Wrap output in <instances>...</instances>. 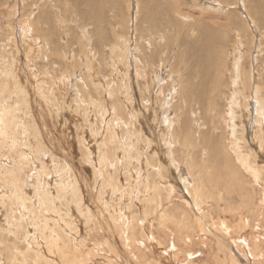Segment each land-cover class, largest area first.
Instances as JSON below:
<instances>
[{
    "label": "rangeland",
    "instance_id": "obj_1",
    "mask_svg": "<svg viewBox=\"0 0 264 264\" xmlns=\"http://www.w3.org/2000/svg\"><path fill=\"white\" fill-rule=\"evenodd\" d=\"M159 2L160 0H0V85L4 80L7 82L6 85L2 87V89L5 90H3V92L2 89L0 90V130L3 128V134L0 135V138L3 139H0V145H2L0 148V173L3 175L2 177L0 174V188L2 187V189H0V216H2L0 219H4L2 222L0 220V229L5 228L7 220L19 211L18 214L22 217L20 219L19 238L22 239L23 234H26L24 238V240L26 239V249L28 244L31 245L29 246L32 247L33 250L38 248V252L43 248L41 251H45H40L39 253L42 254L46 260H54L60 263L59 259L48 249L47 243V240H49L48 238L55 235L53 232L55 226L60 227L67 238L70 237L68 239L71 240L74 245H78L79 242H91V238L88 235L89 226H87V228L84 224L89 217L95 219L100 232L99 240L101 242L104 241V237L109 238L106 235L110 234L109 236L112 237L111 244L115 245L114 247L117 251L118 247L120 248L118 252L122 253L121 248L125 250L127 255L128 251L126 249L130 252H136L138 250L144 251V256L148 258L151 264H156L154 260H158L161 264H173L172 261H177L181 258V255L175 257L173 251H182V238L185 241L186 247L193 252V258L190 260L189 264H248L249 261V264H257L260 257H262V253H264V203L262 204L261 201V198H264V183L261 181V174L259 175V180L255 181L254 179L252 180L249 174L240 173L242 189L245 190V186L247 187L246 183H249L254 184V191L251 193L247 191L249 195L243 194V191V195L240 198L236 197L233 202L229 203L232 210L227 211V208H225L227 194L222 190L225 189L223 186L226 182L228 185V181H225L227 178L223 174V170L217 167L210 159L206 158L208 157L207 150L202 148L205 149V151L203 150L200 153L203 154V157L206 159L205 164H202L199 162V159L195 157L200 151V146L198 144L187 146L183 150L182 156L174 152L175 145H173L175 144L173 137H179L181 134L183 137L187 138L186 131L188 129V124L186 122L187 125L183 126L184 118H186L190 124L189 126L192 125L189 127L190 130H202L200 119L198 117L196 118L199 114L188 111L189 108L187 109L186 104V96H188V82L186 77L188 78L192 69V65L190 64L191 55L195 54V49L191 48L190 43H193L198 36L196 25L202 24L199 28L206 25L210 30L218 32L220 38L218 43L221 42L219 43L220 45L216 46L213 43V41L216 42V40L211 41L213 51L218 50L214 52V54H216V61L219 64H216L217 62L213 63L214 69H218L219 71L224 63L227 64L228 67L229 65L231 66L232 61L234 63L236 60L238 62V65L236 63V76L238 80L240 75L243 76L240 79H243L245 72L250 70L252 74L254 73L251 79H256L253 82V89H256V81L258 79L264 80V21L261 22V18L259 17V6H256L257 4L254 0H169V2H172L174 9L179 6L182 13L188 14L187 18L181 21L174 19L175 15L164 16L161 14V11H159L160 14H158V16H160V22L153 26L151 23H148L149 21L146 20V17L148 11H151L152 6ZM161 4L164 8L169 7L167 3ZM178 21L182 23L181 29H179L180 26L177 25L178 29L175 26ZM229 22L232 24L230 25ZM189 24L192 25V27L189 28ZM237 34L239 39L236 41ZM77 40L79 42L81 41V43ZM233 41L237 43V50L231 46ZM113 44H116V46L114 47ZM138 47L140 49H138ZM141 47L147 49L149 55L151 53L149 59L157 65V71L159 72V69H161L160 74L157 73L155 79L156 83L151 86V91H149L146 96L143 94L145 83L142 81V74L140 72L143 71L145 74L148 68H144L143 59L140 56L142 54ZM108 48L111 50L110 52ZM47 50L50 53L47 52ZM92 54L95 56H92ZM154 54L158 56L159 59H157L158 57ZM42 57L44 59H42ZM160 59L161 61H159ZM41 60L47 61L46 64H44L45 61ZM230 66L228 68H230ZM153 69L155 70V67H153ZM162 71L164 72L162 73ZM41 75L43 77H41ZM223 76L224 79H226V74H223ZM178 77L181 78V80ZM238 80L237 78L235 79L236 86H233L232 90L236 91L238 87H242L240 83L244 81V79L240 80L241 82H238ZM189 81L194 80L191 78ZM35 86H37L36 89L34 88ZM200 87V89H203L204 86L200 84ZM217 88L222 89L219 86ZM243 89L242 87V90ZM244 93H247V91L244 90ZM216 94H214L213 99L207 98L206 102L202 100L195 101V103L190 101V98L193 96H189L188 103H190V105L194 103L193 106L195 104L198 106V103H200V105L206 103L207 108L205 110L207 111V116L215 123L214 125L217 128L216 134L220 137L218 140L224 145L226 138L231 137L229 140L233 142V145L230 144V152L235 159L236 167L238 166V160L242 163L244 155L257 157L256 163L259 162V166L263 168L264 175V144L261 146L260 143H258V138L254 135L256 132L255 130L260 127L259 129H262L261 138H264V119L261 116H257V104H253L250 101V99L255 97L250 98L248 93L246 94L250 98L247 101V104H250L249 107H247L249 110L248 113L250 114L247 113L242 115L243 100L238 94L235 93V97L232 98L233 100H230L231 106L227 105L226 107L224 106L227 102L223 101V98H220L223 96L219 95L217 98L216 96H218V94ZM209 100L212 102L210 103ZM209 103L213 107L210 106ZM200 105L198 107H200ZM197 106L196 109L198 108ZM216 106L218 108H216ZM237 107L241 108L239 109ZM99 108L102 111H99ZM137 111L140 112L137 113ZM157 111L159 113H157ZM99 114L102 115L100 116ZM138 114L141 115V117H139ZM229 116L230 120H228ZM225 117H227V119ZM242 118H244L243 122L246 119L244 123H240L242 122ZM258 118L259 120L261 119V122L259 121L260 124L257 126L255 121ZM114 120L116 121L114 122ZM85 121L86 123H84ZM137 122H139L141 126L137 124ZM9 123L10 125L7 129ZM217 123H220V126ZM235 124L237 125L235 126ZM13 125L19 129V134L21 132V137L17 135L16 140H12L16 143V147H12L10 143L8 144L9 139H6L7 132L12 135L14 131ZM224 126L226 131L228 130L229 132L224 130ZM206 130H208V127H205L203 131ZM242 130H244V134ZM248 132L254 133L251 134ZM245 134L251 135L250 138ZM206 135H208V131ZM23 136L26 138H23ZM145 136L148 137L146 138ZM19 138L22 141H19ZM33 138L37 139L35 140ZM24 139L28 144H32V146L29 145L27 147L25 143V145H23ZM32 140L36 144H34ZM188 140L196 141V138ZM19 142H22L20 146L18 144ZM4 143L5 145H3ZM242 144H244V146L247 144L248 148L244 147ZM5 146L8 149L5 148ZM10 146L12 147L11 149ZM22 147H24V150ZM21 152L25 153V157L22 156V159H20L21 157L19 156ZM249 152H252V155ZM186 153L193 159V163L202 165L201 169L203 170V176L210 178L214 182L215 187L218 189L219 186L218 190L223 193V202L219 203V207H216L215 203L210 201L208 204L204 202L198 204V202H192L189 198L186 199H189L188 201L190 202L191 215L197 214L200 222L202 221L201 223L203 224L206 223L205 225L213 221L212 223H215V228L219 230L216 229V231L211 229L210 232L214 235H217V233L224 235L223 237L226 240L225 244L227 246V251L225 250V252L234 254V258L232 257L234 260L230 259V262L223 252L218 251L213 236L200 233L196 228H189L193 230L183 231L171 225L169 221L172 219L167 218V215L172 208L169 209L168 207L166 211L165 207L161 205L157 211L158 214L155 213L154 216H149L150 212L145 211L146 205L144 206V196H152V191L146 188V186H148V182L151 180L159 182L157 176L156 178L148 176V170L159 172L156 167L162 166L172 179V185L179 192H181L182 189L185 193L189 192L188 188L193 187V182L187 172L186 166L181 165L177 161L178 157L182 159ZM14 154H16V156ZM31 155H35L34 158ZM37 155L38 158L40 156L39 160ZM185 158L187 159V157ZM12 159L13 161L10 162ZM19 160H22L24 163ZM27 161H32L29 163L31 168ZM235 164H232L233 167ZM18 166H21V168ZM1 168L3 169L1 170ZM178 168L183 169L182 173L181 171L178 172ZM7 171L8 174H6ZM135 174L137 177H134L136 176ZM16 176H18L17 179ZM9 177L15 178L19 184L22 183L23 192L26 195L19 197V200L23 204L22 207L15 205V200H13L12 204H10L12 208L7 212L9 206L7 198L11 195L8 189L11 187V191L17 192L14 186L8 185L9 188L5 186L7 178ZM186 178H190L191 184H184L183 181ZM104 179H106V181H104ZM73 186L78 190L77 194L81 199L80 203L72 200L75 199L73 195ZM115 188H117V190ZM48 189L50 190L48 191ZM234 190L235 188L233 191ZM1 191L5 194H2ZM111 191L113 192L111 193ZM115 197L118 200L122 198V200L120 199L119 202ZM2 198L4 199V204L1 203ZM41 201H44L43 203L45 204ZM78 204H80V208ZM25 206L26 210L24 209ZM240 207H243V209L241 208V212ZM52 208L55 213L52 212ZM110 208H112L113 211L110 210ZM78 211L79 213H77ZM89 213L91 216H89ZM159 213L161 214L160 218L163 219L161 223L166 222L163 226H161L157 220L160 216ZM109 214L112 215V217ZM182 215V207L177 202L174 206L173 217ZM238 216L241 219H238ZM151 220H153V222ZM188 221L191 220L188 219ZM142 222H145V224ZM237 222L240 225H238ZM119 223H123V232ZM26 224L28 226H26ZM140 225H142V227ZM100 227H104L106 230H101ZM237 227L238 231L235 230ZM78 228L80 230H78ZM109 231L111 233H109ZM141 232L143 236H146L140 238L139 236H142ZM13 236L15 235L11 229L6 232L7 240L12 239ZM87 237L88 239H86ZM254 239L259 243L253 242L255 241ZM123 241L126 243V249ZM37 242H39L42 247ZM132 242L133 246H129ZM243 242H245V245H242L244 244ZM173 245L174 249H170ZM242 248H244V250H242ZM171 250L172 252L169 254L168 251ZM246 251L249 255H247ZM216 253H218L220 257V262L215 261ZM235 254H237L239 258ZM241 257L243 259H240ZM124 258H122L123 263L126 262ZM136 258L137 257H135V259ZM245 261L248 263H245ZM97 262L99 261H94L95 264H98ZM131 262L132 264L137 263V261L133 260H131ZM0 264H4L1 259ZM88 264H92V261L88 262Z\"/></svg>",
    "mask_w": 264,
    "mask_h": 264
},
{
    "label": "bare ground",
    "instance_id": "obj_2",
    "mask_svg": "<svg viewBox=\"0 0 264 264\" xmlns=\"http://www.w3.org/2000/svg\"><path fill=\"white\" fill-rule=\"evenodd\" d=\"M21 2V1H20ZM50 3H52L51 1H49ZM57 2V1H56ZM254 2H256V6H259V9H260V13H259V17L261 18V22L262 21H264V0H254ZM23 3V2H22ZM161 3H167L168 5H169V7H167V8H164L163 6H162V4ZM16 4V3H15ZM58 4V3H57ZM84 4V3H83ZM131 4V3H130ZM218 5V4H217ZM60 6V5H59ZM62 6V5H61ZM128 6V5H127ZM67 8V7H66ZM59 9H60V7H59ZM43 11V10H42ZM47 11V10H46ZM63 11V10H62ZM159 11H161V14L162 15H164V16H172V15H175V18L174 19H178V20H181V21H184L186 18H187V16H188V14H185V13H182L181 11H180V8H179V6L178 7H176L175 9H174V7L172 6V2H169V0H160V2L158 3V4H155V5H153L152 6V8H151V11H148V13H147V17H146V20L147 21H149L148 23H151V25H155V24H158L159 22H160V16H158V14H160L159 13ZM27 12V11H26ZM30 12V11H29ZM132 12V11H131ZM24 13V12H23ZM80 13V12H79ZM177 13V14H176ZM25 14V13H24ZM256 14V13H255ZM28 15H29V13H28ZM49 15V14H48ZM177 15H179V16H177ZM33 16V15H32ZM44 16V15H43ZM27 17V16H26ZM56 17V16H55ZM177 17V18H176ZM8 18H10V17H8ZM21 18H23V17H21ZM31 18V17H30ZM35 18V17H34ZM51 18V17H50ZM28 19V18H27ZM258 19V18H257ZM132 20V19H131ZM32 21H33V19H32ZM255 21V20H254ZM45 22V21H44ZM50 22V21H49ZM48 22V23H49ZM59 22H61V21H59ZM27 23H29V22H27ZM26 23V24H27ZM33 23V22H32ZM39 23V22H38ZM42 23V22H41ZM166 23H169V22H166ZM165 23V24H166ZM52 24V23H51ZM134 24V23H133ZM229 24L231 25L232 23H230L229 22ZM259 24V23H258ZM35 25V24H34ZM180 26V28L179 29H181L182 27V23L180 22V21H178V23H176L175 24V26H176V28L178 29V26ZM200 25H202V24H197L196 25V29H197V34H198V36L196 37V39H195V41L193 42V43H190V45H191V48L192 49H195V54H192L191 55V60L190 59H188V60H190V64L192 65V69H191V72H190V74L188 75V78L186 77V80H187V82H188V84H187V86H188V96H186L187 97V109L189 108V110L188 111H193V112H195V114H199L198 116H196V118L198 117L199 119H200V125L202 124V126H201V128H202V130L201 131H199L198 129H194V130H190L189 129V127H191V126H189L190 124L188 123V121L186 120V118H184L185 120H184V125L183 126H186L187 124V138L186 137H183L181 134L179 135V137H173V139H174V143L175 144H173V145H175V150H174V152H176L178 155H180V156H182L183 155V150L187 147V146H190L191 144H194V145H199L200 146V151L195 155V157H197L198 159H199V162H201L202 164H205V162H206V159L203 157V154H200L203 150L205 151V149L207 150V153H208V157H206L207 159H210L217 167H219V168H221L222 170H223V174L226 176V180L225 181H228V185H227V182L224 184V186L223 187H225V189H223L222 191L225 193V194H227V199H226V201H225V208H227V211H229V210H232V208L229 206V203H231V202H233V200L236 198V197H238V198H240L243 194H248L247 193V191L248 192H253L254 191V189H253V185L254 184H249V183H246L247 184V187L245 186V190L244 189H242V187H241V177H240V173L241 174H249L251 177H252V180L254 179L255 181L256 180H259V178H260V174H261V176H262V179H261V181L264 183V175H263V168L261 167V166H259L260 164H259V162L258 163H256V158L257 157H249V156H246V155H244V158H243V160H242V163L238 160L237 161V164H238V166L236 167V164H235V159L233 158V156L231 155V152H230V144L231 145H233V142L232 141H230L229 139H231V137L230 138H226V141H225V144L223 145L219 140H218V138L220 139V137H219V135L218 134H216V130H217V128H216V126L214 125L215 123L213 122V120L209 117V116H207V111L205 110L206 108H207V105H206V103L205 104H203V105H200V103H198L199 105H200V107H198L197 106V104H195L194 106H193V104L195 103V101H205L206 102V100H207V98H210V99H213V96H214V94H216L217 92V94H218V96H216L217 98L219 97V95H221V96H223V97H220V98H223V101H225V102H227V104L224 106V107H226L227 105H229V106H231V102H230V100H233L232 98H234L235 97V93L236 94H238L239 96H240V98L243 100V114L242 115H244V114H247L248 112H249V110L247 109V107H249V105L247 104V101L250 99V98H252V97H255V98H253V99H255V100H253V99H250V101L253 103V104H257L256 106H257V116H261L263 119H264V80H261V79H258L256 82H257V87H256V89H253V82L256 80V79H254V80H252L251 78L253 77V74L250 72V70H248V71H246L245 72V75H244V81H240V80H243V79H240L241 77H243L242 75H240L239 77V80H238V77L236 76V69H237V65H238V62L235 60L234 61V63H233V61H232V63H231V66H230V68H228L227 67V64H225L224 63V65L222 66V68L221 69H219V71H218V69L217 70H215L214 69V65H213V63H215V62H217L216 61V54H214V52H216V51H218V50H214L213 51V46H212V42L211 41H213V40H216V42H214L213 41V43L216 45V46H218V45H220L219 43H221V42H219L218 43V41L220 40V38H219V35H218V32H216V31H213V30H210V28L208 27V26H206V25H203L201 28H199L200 27ZM243 25V24H242ZM27 26V25H26ZM9 27V26H8ZM36 27V26H35ZM188 27L190 28V27H192V25H188ZM244 27V26H243ZM27 28V27H26ZM153 28V27H152ZM232 28H234V27H232ZM239 28V27H238ZM245 28V27H244ZM138 29V28H137ZM216 29H218V28H216ZM246 29V28H245ZM194 30H195V27H194ZM240 30V29H239ZM61 32V31H60ZM63 32V31H62ZM139 32V31H138ZM34 33V32H33ZM134 33V32H133ZM12 34V33H11ZM25 34V33H24ZM29 34V33H28ZM31 34H32V32H31ZM87 34V33H86ZM131 34V33H130ZM242 34H243V32H242ZM36 35V34H35ZM63 35V34H62ZM100 35V34H99ZM61 36V35H60ZM87 36V35H86ZM85 36V37H86ZM101 36V35H100ZM244 36V35H243ZM24 37V36H23ZM161 37V36H160ZM103 38V37H102ZM106 38V37H105ZM165 38V37H164ZM80 39V38H79ZM93 39V38H92ZM239 39V36H238V34L236 35V41ZM256 39V38H255ZM81 40H82V38H81ZM84 40V39H83ZM69 41H71V40H69ZM78 41V40H77ZM175 41V40H174ZM236 41H233L232 42V44H231V46H232V48H236ZM254 41H256V40H254ZM72 42V41H71ZM79 42V41H78ZM87 42V41H86ZM169 42V41H168ZM167 42V43H168ZM13 43H15V42H13ZM70 43V42H69ZM77 43V42H76ZM79 43H81V41L79 42ZM115 43V42H114ZM150 43V42H149ZM71 44V43H70ZM91 44V43H90ZM97 44V43H96ZM100 44V43H99ZM98 44V45H99ZM112 44V43H111ZM123 44V43H122ZM169 44V43H168ZM72 45H74V44H72ZM79 45V44H78ZM114 45V44H113ZM125 45V44H124ZM171 45V44H170ZM175 45H176V43H175ZM57 46V45H56ZM97 46V45H96ZM116 46V44L114 45V47ZM165 46H167V45H165ZM177 46V45H176ZM76 47V46H75ZM87 47V46H86ZM131 47V46H130ZM139 47H140V45H139ZM138 47V49H140ZM215 47V46H214ZM42 48V47H41ZM45 48V47H44ZM79 48H81V47H79ZM113 48V47H112ZM136 48V47H135ZM158 48V47H157ZM164 48V47H163ZM163 48H161V49H163ZM34 49V48H33ZM32 49V50H33ZM59 49V48H58ZM69 49V48H68ZM87 49V48H86ZM127 49H128V47H127ZM152 49V48H151ZM159 49V48H158ZM160 49V50H161ZM220 49V48H219ZM46 50V49H45ZM52 50V49H51ZM57 50V49H56ZM82 50V49H81ZM93 50V49H92ZM108 50H109V48H108ZM107 50V51H108ZM120 50V49H119ZM150 50V49H149ZM171 50V49H170ZM173 50V49H172ZM236 50H237V48H236ZM260 50V49H259ZM38 51V50H37ZM53 51V50H52ZM72 51V50H71ZM97 51V50H96ZM111 50H109V52H110ZM128 51V50H127ZM156 51V50H155ZM155 51H153V52H155ZM264 51V50H263ZM46 52V51H45ZM44 52V53H45ZM47 52H49L48 50H47ZM60 52V51H59ZM66 52V51H65ZM64 52V53H65ZM68 52V51H67ZM74 52V51H73ZM114 52V51H113ZM261 52V51H260ZM39 53H40V51H39ZM50 53V52H49ZM54 53V52H53ZM52 53V54H53ZM88 53H89V51H88ZM141 57H142V59H143V64H144V68H148V70L147 71H145V74H144V72L143 71H141L140 73L142 74V81H143V83H145V88H144V91H143V94H144V96H146V95H148V92L149 91H151V86L154 84V83H156L155 81V79H156V76H157V73L158 74H160V71H161V69H159V72L157 71V65H155L152 61H150V56H151V53H150V55L148 54V51H147V49H145V48H143V47H141ZM156 53V52H155ZM158 53V52H157ZM35 54V53H34ZM84 54V53H83ZM163 54V53H162ZM86 55V54H85ZM130 55V54H129ZM153 55V54H152ZM155 55V54H154ZM221 55V54H220ZM223 55V54H222ZM40 56V55H39ZM49 56V55H48ZM47 56V57H48ZM63 56V55H62ZM92 56H95V55H93L92 54ZM156 56V55H155ZM162 56V55H161ZM16 57V56H15ZM41 57V56H40ZM55 57V56H54ZM88 57V56H87ZM86 57V58H87ZM156 57H158V56H156ZM32 58V57H31ZM66 58V57H65ZM69 58V57H68ZM155 58V57H154ZM42 59H44L43 57H42ZM58 59V58H57ZM87 59H89V58H87ZM141 59V60H142ZM144 59H145V61H144ZM156 59V58H155ZM157 59H159V57L157 58ZM224 59H225V57H224ZM234 59H236V58H234ZM252 59V58H251ZM262 59V58H261ZM26 60V59H25ZM31 60H33V59H31ZM34 60H36V59H34ZM62 60V59H61ZM70 60V59H69ZM86 60V59H85ZM154 60V59H153ZM188 60H187V62H188ZM30 61V60H29ZM39 61V60H38ZM41 61H45V60H41ZM51 61V60H50ZM49 61V62H50ZM65 61V60H64ZM71 61V60H70ZM159 61H161V59L159 60ZM28 62V61H27ZM37 62V61H36ZM40 62V61H39ZM46 62L47 61H45V63L44 64H46ZM61 62V61H60ZM86 62H88V61H86ZM133 62V61H132ZM177 62V61H176ZM253 62V61H252ZM29 63V62H28ZM43 63V62H42ZM68 63V62H67ZM136 63V62H135ZM236 63H237V65H236ZM19 64V63H18ZM72 64H74V63H72ZM113 64V63H112ZM161 64V63H160ZM165 64V63H164ZM216 64H219L218 62L216 63ZM66 65V64H65ZM252 65V64H251ZM27 66V65H26ZM36 66V65H35ZM177 66V65H176ZM129 67H131V66H129ZM153 67H155V70L153 69ZM162 67V66H161ZM21 68V67H20ZM40 68V67H39ZM170 68V67H169ZM173 68V67H172ZM218 68V67H217ZM264 68V67H263ZM41 69V68H40ZM62 69V68H61ZM67 69V68H66ZM178 69V68H177ZM246 69V68H245ZM170 70V69H169ZM179 70V69H178ZM181 70V69H180ZM27 71V70H26ZM122 71V70H121ZM133 71V70H132ZM262 71H263V69H262ZM14 72V71H13ZM25 72V71H24ZM44 72V71H43ZM59 72V71H58ZM164 71H162V73H163ZM171 72H172V70H171ZM175 72V71H174ZM177 72V71H176ZM179 72V71H178ZM182 72V71H181ZM239 72H240V70H239ZM30 73V72H29ZM32 73V72H31ZM262 73V72H261ZM41 74H43V73H41ZM223 74L225 75L226 74V79H224V76H223ZM238 74V73H237ZM48 75V74H47ZM130 75V74H129ZM167 75V74H166ZM182 75H183V73H182ZM182 75H180V76H182ZM179 76V77H180ZM41 77H43L42 75H41ZM178 77V78H179ZM223 77V78H222ZM38 78V77H37ZM53 78V77H52ZM193 79L194 81H189L190 79ZM237 78V80H238V82L240 81L241 83V85H242V87L244 88L243 90H242V87H238V89H236V91H238V92H236L235 90H232V87L234 86H236V82H235V79ZM263 78V77H262ZM121 79V78H120ZM129 79V78H128ZM180 80H181V78H179ZM264 79V78H263ZM28 80V79H27ZM33 80H36V79H33ZM60 80H61V75H60ZM133 80V79H132ZM41 81V80H40ZM162 81V80H161ZM39 82V81H38ZM45 82V81H44ZM47 82V81H46ZM94 82V81H93ZM127 82V81H126ZM158 82H160V81H158ZM179 82V81H178ZM6 81L4 80L3 82H2V84L0 85V90L2 89V87H4L5 85H6ZM29 83V82H28ZM35 83H37V82H35ZM54 83V82H53ZM130 83H132V82H130ZM200 84L201 85H203L204 87H203V89H200L201 87H200ZM219 84V85H218ZM129 85V84H128ZM157 85V84H156ZM239 85V84H238ZM237 85V86H238ZM255 85V84H254ZM49 86V85H48ZM47 86V87H48ZM65 86V85H64ZM178 86H179V84H178ZM177 86V87H178ZM220 87V88H222V89H219V88H217V87ZM36 87L37 86H35L34 88L36 89ZM40 87V86H39ZM140 87V86H139ZM141 87H143V86H141ZM163 87V86H162ZM176 87V88H177ZM43 88V87H42ZM54 88V87H53ZM130 88V87H129ZM186 88V87H185ZM34 89V90H35ZM50 89V88H49ZM88 89V88H87ZM86 89V90H87ZM109 89V88H108ZM110 89H112V88H110ZM217 89H218V91H217ZM3 90H5V89H2V92H3ZM40 90V89H39ZM47 90V89H46ZM46 90H45V93H46ZM153 90V89H152ZM158 90V89H157ZM156 90V91H157ZM160 90H161V88H160ZM180 90V89H179ZM244 90L245 91H247V93H248V95L250 96V98L248 97V95H246L247 93H244ZM53 91V90H52ZM159 91V90H158ZM42 92V91H41ZM112 92H114V91H112ZM154 92V91H153ZM51 93V92H50ZM132 93V92H131ZM183 93V92H182ZM48 94V93H47ZM138 94V93H137ZM136 94V95H137ZM141 94V93H140ZM155 94V93H154ZM150 95V94H149ZM174 95V94H173ZM42 96V95H41ZM44 96V95H43ZM172 96V95H171ZM180 96V95H179ZM178 96V97H179ZM185 96V95H184ZM189 96H193V97H191L190 98V101L191 102H194V103H192L191 105H190V103H188V98H189ZM211 96H212V98H211ZM39 97V96H38ZM183 97V96H182ZM186 97H184V98H186ZM237 97V96H236ZM42 98V97H41ZM52 98V97H51ZM54 98V97H53ZM89 98V97H88ZM156 98V97H155ZM161 98V97H160ZM180 98V97H179ZM29 99V98H28ZM166 99V98H165ZM52 100V99H51ZM135 100V99H134ZM151 100V99H150ZM153 100V99H152ZM173 100V99H172ZM181 100V99H180ZM184 100V99H183ZM11 101H12V99H11ZM33 101V100H32ZM90 101V100H89ZM154 101V100H153ZM157 101V100H156ZM177 101V100H176ZM210 101V103L212 102L211 100H209ZM220 101V100H219ZM83 102H85V101H83ZM120 102H124V101H120ZM147 102V101H146ZM164 102V101H163ZM178 102V101H177ZM89 103V102H88ZM150 103V102H149ZM148 103V104H149ZM210 103H209V105H210ZM97 104H98V102H97ZM103 104V103H102ZM123 104V103H122ZM167 104V103H166ZM182 104V103H181ZM213 104V103H212ZM214 104H215V102H214ZM174 105H176V104H174ZM208 105V106H209ZM221 105V104H220ZM234 105V104H233ZM94 106V105H93ZM99 106V105H98ZM163 106V105H162ZM181 106H183V105H181ZM196 106L198 107L197 109H196ZM210 106H212V105H210ZM255 106V107H256ZM128 107V106H127ZM138 107V106H137ZM174 107V106H173ZM179 107V106H178ZM213 107V106H212ZM28 108V107H27ZM42 108V107H41ZM175 108V107H174ZM216 108H218L217 106H216ZM221 108V107H220ZM237 108H239V107H237ZM241 108V107H240ZM239 108V109H240ZM59 109V108H58ZM178 109V108H177ZM181 109H182V107H181ZM153 110V109H152ZM184 110V109H183ZM198 110V111H197ZM213 110V109H212ZM99 111H102V110H100V108H99ZM106 111H108V110H106ZM159 111V110H158ZM157 111V113H159ZM179 111V110H178ZM215 111V110H214ZM228 111V110H227ZM226 111V112H227ZM239 111V110H238ZM253 111V110H252ZM109 112V111H108ZM138 112H140V111H137V113ZM184 112V111H183ZM191 112H189V113H191ZM216 112V111H215ZM214 112V113H215ZM220 112V111H219ZM29 113V112H28ZM101 113V112H100ZM103 113V112H102ZM141 113H142V111H141ZM144 113V112H143ZM185 113V112H184ZM187 113V112H186ZM234 113V112H233ZM242 113V112H241ZM103 114H105V113H103ZM140 114V113H139ZM138 114V115H139ZM248 114H250V113H248ZM40 115V114H39ZM100 116L102 115V114H99ZM123 115V114H122ZM148 115V114H147ZM151 115V114H150ZM175 115V114H174ZM235 115V114H234ZM241 115V116H242ZM254 115H256V114H254ZM30 116V115H29ZM153 116V115H152ZM160 116V115H159ZM171 116V115H170ZM115 117V116H114ZM126 117V116H125ZM139 117H141V115H139ZM166 117V116H165ZM187 117V116H186ZM191 117H193V116H191ZM195 117V116H194ZM251 117V116H250ZM28 118V117H27ZM26 118V120L28 121V119ZM154 118V117H153ZM152 118V119H153ZM179 118V117H178ZM182 118H183V116H182ZM226 119H227V117H225ZM121 119V118H120ZM124 119V118H123ZM130 119V118H129ZM136 119V118H135ZM176 119V118H175ZM189 119V118H188ZM243 119L244 118H242L241 119V121L242 122H240V123H244L245 122V120H244V122H243ZM262 119V120H263ZM30 120V119H29ZM139 120V119H138ZM146 120V119H145ZM177 120V119H176ZM191 120V119H190ZM195 120V119H194ZM228 120H230V116L228 117ZM261 120V119H260ZM259 120V118L255 121V123L257 124V126H258V124H260V121ZM21 121H22V119H21ZM26 121V122H27ZM105 121V120H104ZM116 120H114V122H115ZM130 121V120H129ZM147 121V120H146ZM179 121V120H178ZM221 121V120H220ZM248 121H249V119H248ZM260 121V122H259ZM264 121V120H263ZM31 122V121H30ZM42 122V121H41ZM89 122V121H88ZM124 122V121H123ZM127 122V121H126ZM132 122H133V120H132ZM140 122V121H139ZM139 122H137V124H139ZM180 122V121H179ZM186 122H187V124H186ZM196 122V121H195ZM235 122H236V120H235ZM84 123H86V121L84 122ZM134 123H135V121H134ZM13 124V123H12ZM22 124H23V122H22ZM28 124V123H27ZM104 124V123H103ZM157 124H158V120H157ZM199 124V123H198ZM218 125L220 124V123H217ZM9 125H10V123L7 125V129H8V127H9ZM25 125H26V123H25ZM24 125V126H25ZM41 125V124H40ZM105 125V124H104ZM140 125V124H139ZM146 125V124H145ZM154 125V124H153ZM162 125V124H161ZM168 125V124H167ZM193 125H194V123H193ZM237 124H235V126H236ZM249 125V124H248ZM30 126H31V124H30ZM129 126V125H128ZM136 126V125H135ZM141 126V125H140ZM172 126V125H171ZM182 126V127H183ZM196 126H197V123H196ZM220 126V125H219ZM222 126V125H221ZM33 127V126H32ZM34 127H35V125H34ZM90 127V126H89ZM205 127H208V130H206V131H203L204 129H205ZM243 127V126H242ZM263 127V126H262ZM91 128V127H90ZM131 128H132V126H131ZM138 128V127H137ZM159 128H160V126H159ZM184 128V127H183ZM192 128H194V127H192ZM200 128V127H199ZM246 128V127H245ZM249 128V127H248ZM247 128V129H248ZM260 128V127H259ZM257 129V130H255L256 132L254 133V135H255V137L256 138H258V140H259V142L258 143H260V145L262 146L263 144H264V138H261V133H262V129ZM13 129H14V131H13V133H12V135L11 134H9L8 132L6 133L7 135H6V139H9L8 140V144L10 143V145L12 146V147H16V143L15 142H13L12 140H16V137H17V135H19L20 136V134H21V132H20V134H19V129L17 128V127H15L14 125H13ZM24 129V128H23ZM33 129V128H32ZM36 129V128H35ZM102 129H103V127H102ZM127 129V128H126ZM135 129V128H134ZM142 129V128H141ZM250 129V128H249ZM264 129V128H263ZM26 130V129H25ZM129 130V129H128ZM160 130V129H159ZM224 130L226 131V128H225V126H224ZM231 130V129H230ZM233 130V129H232ZM245 130V129H244ZM244 130H242V133L244 134ZM252 130V129H251ZM21 131V130H20ZM32 131V130H31ZM135 131V130H134ZM137 131V130H136ZM208 131V135H206V132ZM228 131V130H227ZM226 131V132H227ZM246 131V130H245ZM24 132V131H23ZM35 132V131H34ZM100 132H102V131H100ZM146 132V131H145ZM218 132V131H217ZM229 132V131H228ZM231 132V131H230ZM135 133V132H134ZM160 133H162V132H160ZM248 133H251V132H248ZM253 133H251V134H253ZM3 134V128L0 130V135H2ZM36 134H37V132H36ZM117 134V133H116ZM126 134H128V133H126ZM145 134V133H144ZM144 134H142V135H144ZM149 134V133H148ZM163 134V133H162ZM230 134V133H229ZM232 134V133H231ZM235 134H237V133H235ZM239 134V133H238ZM241 134V133H240ZM25 135V134H24ZM93 135V134H92ZM129 135V134H128ZM153 135V134H152ZM151 135V136H152ZM166 135V134H165ZM164 135V136H165ZM245 135H248V134H245ZM34 136H35V134H34ZM41 136V135H40ZM39 136V137H40ZM162 136V135H161ZM161 136H160V138H161ZM243 136V135H242ZM249 136V138H250V136L251 135H248ZM248 136H246V137H248ZM21 137V136H20ZM25 136H23V138H24ZM101 137V136H100ZM117 137V136H116ZM128 137V136H127ZM146 137V136H145ZM148 137V136H147ZM146 137V138H147ZM163 137V136H162ZM238 137V136H237ZM240 137V136H239ZM245 137V138H246ZM26 138V137H25ZM118 138V137H117ZM124 138V137H123ZM137 138V137H136ZM192 138H196V141L194 140V141H190V140H188V139H192ZM200 138H201V140H200ZM252 138V137H251ZM1 139V138H0ZM11 139V140H10ZM20 139V138H19ZM33 139H35V138H33ZM37 139V138H36ZM35 139V140H36ZM102 139V138H101ZM120 139V138H119ZM238 139V138H237ZM1 140H3V139H1ZM25 140V139H24ZM134 140V139H133ZM132 140V141H133ZM233 140V139H232ZM254 140V139H253ZM19 141H22L21 139L19 140ZM31 141V140H30ZM29 141V142H30ZM33 141V140H32ZM41 141H42V139H41ZM95 141V140H94ZM119 141V140H118ZM122 141V140H121ZM131 141V140H130ZM151 141H152V139H151ZM150 141V142H151ZM164 141V140H163ZM242 141V140H241ZM34 142V141H33ZM37 142H38V140H37ZM51 142V141H50ZM166 142V141H165ZM246 142H247V140H246ZM27 144V147L30 145V144H28V142L25 140V141H23V145H25V144ZM91 143V142H90ZM132 143V142H131ZM244 143V142H243ZM19 144V146L22 144V142H19L18 143ZM34 144H36L35 142H34ZM55 144V143H54ZM89 144V143H88ZM104 144H106V143H104ZM111 144V143H110ZM172 144V143H171ZM236 144V143H235ZM249 144V143H248ZM257 144V143H256ZM3 145H5V143L3 144ZM118 145V144H117ZM120 145H121V142H120ZM131 145V144H130ZM140 145V144H139ZM141 145H143V144H141ZM165 145V144H164ZM243 146H244V144H242ZM1 146L2 145H0V148H1ZM10 146V149L12 148ZM30 146H32V144L30 145ZM36 146V145H35ZM132 146V145H131ZM169 146V145H168ZM235 146V145H234ZM240 146V145H239ZM250 146V145H249ZM134 147V146H133ZM157 147V146H156ZM237 147V146H236ZM244 147H246V148H248L247 147V144H245V146ZM251 147V146H250ZM5 148H7L6 146H5ZM24 147H22V149H23ZM26 148V147H25ZM120 148V147H119ZM168 148V147H167ZM202 148H205V149H202ZM241 148V147H240ZM8 149V148H7ZM19 149V148H18ZM17 149V150H18ZM21 149V148H20ZM30 149V148H29ZM29 149H28V151H29ZM32 149V148H31ZM126 149V148H125ZM145 149V148H144ZM24 150V149H23ZM27 150V149H26ZM104 150H106V149H104ZM162 150V149H161ZM165 150V149H164ZM252 150H254V149H252ZM263 150V149H262ZM10 151H12V150H10ZM21 151V150H20ZM246 151H247V149H246ZM256 151V150H255ZM143 152V151H142ZM242 152V151H241ZM245 152V151H244ZM243 152V153H244ZM257 152V151H256ZM7 153V152H6ZM29 153H31V152H29ZM34 153H35V151H34ZM33 153V154H34ZM251 155H252V152H249ZM32 154V155H33ZM51 154V153H50ZM92 154V153H91ZM248 154V153H247ZM254 154H255V152H254ZM9 155V154H8ZM15 156H16V154H14ZM31 155V156H32ZM44 155V154H43ZM256 155V154H255ZM260 155V154H259ZM5 156V155H4ZM4 156H3V158H4ZM21 158L20 159H22V156L23 157H25V153H23V152H21L20 153V155H19ZM35 156V155H34ZM34 156H32L33 158H34ZM42 156V155H41ZM97 156V155H96ZM185 157H187V159L185 158ZM264 157V156H263ZM12 158V157H11ZM37 158H38V155H37ZM39 158H40V156H39ZM39 158H38V160H39ZM36 159V158H35ZM92 159V158H91ZM96 159V158H95ZM157 159V158H156ZM6 160H8V159H6ZM10 160V159H9ZM31 160V159H30ZM41 160V159H40ZM85 160V159H84ZM193 159L191 158V157H189V154L188 153H186L185 155H184V157L181 159V158H177V161L181 164V165H185L186 166V169H187V172H188V174L190 175V177H191V179H192V182H193V187L192 188H188V190H189V192H184V190L182 189L181 190V192H179V191H177V189H175L174 188V186L172 185V179L170 178V176H169V174H167L166 173V171H165V169L162 167V166H160V167H156L157 168V170L159 171V172H157V171H149L148 170V176H150V177H154V178H156V176L159 178V182H156V180H151L150 182H148V186H146V188H148V189H150L152 192H151V195L152 196H150V197H146V196H144V206H145V211L146 212H150L149 214V216H154L155 215V213H157V211L159 210V208H160V206L161 205H163V207H165V210L167 211L168 210V207H169V209L170 208H172V210H170V212L168 213V215H167V218H170V219H172L171 221H169V223L171 224V225H173L174 227H176V228H179V229H182L183 231H186V230H193V229H189V228H196L200 233H205V234H208V235H211V236H213V238H215L214 239V241H215V245L217 246V248H218V251L220 252H223V254L227 257V259H228V261L230 260V259H233L234 257H233V255L234 254H232V253H228V252H225V250L227 251V246H226V244H225V238L223 237L224 235L223 234H221V233H217V235H214V234H212L211 232H210V230L211 229H213V230H219L218 228H215V223L213 224L212 222V220H214V219H212L211 221L212 222H209L210 224H207V225H205L206 223H201L200 222V219L198 218V216H197V214L196 215H194V214H192L191 215V210H190V202L188 201L189 199L192 201V202H198V204H200V202H204L205 204H208L209 203V201L210 202H213V203H215V205H216V207H219L218 205H219V203L220 202H223L222 201V197H223V193H222V191L220 192L218 189H219V186H218V189L215 187V184H214V182L210 179V178H206V177H204L203 175L204 174H202V169H201V167H202V165H200V164H196V163H193V161H192ZM1 161V160H0ZM13 161V159L10 161V162H12ZM17 161H18V159H17ZM20 161V160H19ZM33 161H34V159H33ZM92 161V160H91ZM20 162H22V160L20 161ZM28 162V161H27ZM26 162V163H27ZM32 162V161H31ZM31 162H28V165H29V163H31ZM15 163H16V160H15ZM22 163H24V162H22ZM40 163V162H39ZM49 163V162H48ZM59 163V162H58ZM90 163V162H89ZM13 164V163H12ZM18 164V163H17ZM33 164V163H32ZM92 164V163H91ZM94 164V163H93ZM163 164V163H162ZM232 164H235L234 165V167H233V165ZM21 165H23V164H21ZM125 165V164H124ZM168 165V164H167ZM30 166V165H29ZM94 166V165H93ZM144 166V165H143ZM18 167H20L21 168V166H18ZM17 167V168H18ZM23 167V166H22ZM28 167V166H27ZM26 167V168H27ZM126 167V166H125ZM136 167V166H135ZM146 167V166H145ZM232 167H233V173H232ZM3 168H6V167H3ZM3 168H1V170L3 169ZM11 168V167H10ZM16 168V169H17ZM30 168H31V166H30ZM126 168H128V167H126ZM130 168V167H129ZM134 168V167H133ZM142 168V167H141ZM150 168V167H149ZM8 169H9V167H8ZM11 169H13V168H11ZM23 169V168H22ZM21 169V170H22ZM28 169V168H27ZM131 169V168H130ZM179 170H178V172H180L181 171V173H182V171H183V169H180V168H178ZM7 170V169H6ZM127 170V169H126ZM126 170H124V171H126ZM141 170V169H140ZM152 170V169H151ZM2 172V171H1ZM3 172H4V170H3ZM21 172V171H20ZM127 172V171H126ZM130 172V171H129ZM10 173H11V171H10ZM17 173H19V172H17ZM26 173V172H25ZM43 173V172H42ZM120 173H121V171H120ZM134 173V172H133ZM173 173H175V172H173ZM172 173V174H173ZM1 174V173H0ZM6 174H8V171H7V173ZM14 174H15V172H14ZM49 174H51V173H49ZM125 174H127V173H125ZM176 174V173H175ZM184 174V173H183ZM236 174H237V177H236ZM12 175H13V173H12ZM11 175V176H12ZM52 175V174H51ZM136 175V174H135ZM1 176L3 177V175L1 174ZM7 176V175H6ZM14 176V175H13ZM105 176V175H104ZM121 176V175H120ZM140 176H142V175H140ZM17 177L18 176H16V179H17ZM20 177V176H19ZM26 177V176H25ZM134 177H137V175L136 176H134ZM175 178V177H174ZM229 178V179H228ZM6 179V178H5ZM15 178H13V177H9V178H7V181H6V187H8V185H12V186H14L16 189H17V192H14V191H11L12 189H11V187H10V189H8L10 192H11V195H10V197H8L7 198V201H8V203H9V206H8V210H7V212H9L10 211V209L12 208V207H10V204H12V201L13 200H15V205H17V206H23V204H22V202L19 200V197L20 196H25L26 194L23 192V185H22V183H18L17 182V180H16ZM19 179V178H18ZM27 179V178H26ZM81 179V178H80ZM117 179H119V178H117ZM122 179V178H121ZM44 180V179H43ZM24 181H25V179H24ZM51 181V180H50ZM81 181V180H80ZM99 181V180H98ZM104 181H106V179H104ZM20 182V181H19ZM23 182V181H22ZM70 182V181H69ZM181 182V181H180ZM184 184H188V183H190L191 184V181H190V178L188 179V178H186V179H184ZM249 182V181H248ZM260 182V181H259ZM31 183V182H30ZM46 183H48V182H46ZM173 183H175V182H173ZM221 183H222V181H221ZM224 183V182H223ZM98 184V183H97ZM216 184H218V183H216ZM32 185V184H31ZM135 185V184H134ZM175 185V184H174ZM181 185V184H180ZM183 185V184H182ZM176 186V185H175ZM188 186V185H187ZM229 186V187H228ZM97 187V186H96ZM177 187V186H176ZM180 187H182V186H180ZM9 188V187H8ZM73 188H74V191H73V195H74V197H75V199H72V200H75L77 203H80L81 201V199L79 198V196H78V194H77V189H76V187H74L73 186ZM129 188V187H128ZM183 188H186V187H183ZM235 188V190L233 191V189ZM0 189H2V187L0 188ZM4 189H5V187H4ZM3 189V190H4ZM27 189V188H26ZM43 189V188H42ZM62 189V188H61ZM79 189V188H78ZM98 189V188H97ZM116 190H117V188H115ZM127 189V188H126ZM179 189V188H178ZM50 189H48V191H49ZM63 190V189H62ZM80 190V189H79ZM127 190H129V189H127ZM220 190H221V188H220ZM244 191V193L242 194V192ZM2 192V191H1ZM27 192V191H26ZM113 191H111V193H112ZM262 192V191H261ZM8 193V192H7ZM17 193V194H16ZM30 193V192H29ZM69 193V192H68ZM104 193H106V192H104ZM110 193V192H109ZM140 193V192H139ZM187 193H189V194H187ZM2 194H5V193H3L2 192ZM28 194V193H27ZM115 194V193H114ZM253 194V193H252ZM251 194V195H252ZM58 195H60V194H58ZM63 195V194H62ZM69 195V194H68ZM82 195V194H81ZM249 195V194H248ZM264 195V194H263ZM113 196V195H112ZM31 197V196H30ZM264 197V196H263ZM47 198V197H46ZM116 198V197H115ZM150 198V199H149ZM186 198H189L188 200L186 199ZM245 198V197H244ZM254 198V197H253ZM117 199V198H116ZM121 200H122V198H120ZM119 199V200H120ZM43 200H45V199H43ZM96 200V199H95ZM114 200V199H113ZM118 200V199H117ZM118 200V201H119ZM33 201V200H32ZM60 201H62V200H60ZM108 201H109V199H108ZM261 201H262V204L264 203V198H261ZM42 202V201H41ZM44 202V201H43ZM42 202V203H43ZM92 202V201H91ZM96 202V201H95ZM120 202V201H119ZM179 203L180 204V206L182 207V212H183V215L182 216H174L173 217V210H174V206H175V204L176 203ZM1 203L2 204H4V199L2 198V200H1ZM33 203H34V201H33ZM33 203H31V204H33ZM49 203H51V202H49ZM56 203V202H55ZM88 203H90V202H88ZM241 203V202H240ZM239 203V204H240ZM43 204H45V203H43ZM62 204H64V203H62ZM69 204V203H68ZM75 204V203H74ZM100 204V203H99ZM192 204V203H191ZM76 205V204H75ZM84 205V204H83ZM82 205V206H83ZM85 205H87V204H85ZM133 205H134V203H133ZM210 205V204H209ZM242 205V204H241ZM54 206V205H53ZM62 206V205H61ZM64 206V205H63ZM78 206H79V208H80V204H78ZM91 206V205H90ZM171 206V207H170ZM37 207H38V205H37ZM72 207V206H71ZM86 207V206H85ZM106 207V206H105ZM132 207V206H131ZM135 207V206H134ZM137 207V206H136ZM200 207V206H199ZM202 207V206H201ZM74 208H75V206H74ZM73 208V209H74ZM78 208V207H77ZM89 208V207H88ZM102 208V207H101ZM224 208V207H223ZM243 209V207H240V212H241V210ZM14 209V208H13ZM24 209L26 210V206L24 207ZM164 209V208H163ZM219 209V208H218ZM52 210V212H53V208L51 209ZM110 210H112V208H110ZM140 210V209H139ZM176 210V209H175ZM181 210V209H180ZM226 210V209H225ZM44 211H45V206H44ZM43 211V212H44ZM60 211H62V210H60ZM68 211V210H67ZM84 211V210H83ZM88 211V210H87ZM100 211V210H99ZM109 211V210H108ZM107 211V212H108ZM113 211V210H112ZM195 211V210H194ZM219 211V210H218ZM3 212V211H2ZM19 212V211H18ZM18 212H16L11 218H9L8 220H7V225H6V227L5 228H3V229H0V259L3 261V263L4 264H88V262H91L92 261V264H95L94 263V261L95 260H97V261H99V262H97L98 264H132V262H131V260H133V261H137V263L136 264H138V261H139V264H151L150 263V261L148 260V258L146 257V256H144V251L142 252V251H136V252H130L128 249H126V243H125V241H123V243H124V246H125V249L128 251V255H127V253L125 252V250H123V248H121L122 250V253H120V252H118V251H120L119 249V247H118V251H117V249L114 247L115 245H112L111 244V238L112 237H110L109 235H106V236H108L109 238H106V237H104V241L103 242H101L100 240H99V235H100V232H99V229H98V226H97V224H96V222H95V219L94 218H92L91 219V217H89V218H87V220H86V222L84 223L85 224V226L87 227V226H89V232H88V235H89V237L91 238V242H88V241H86V242H79L78 243V245H74L72 242H71V240H69L68 238H70V237H68L67 238V236L65 235V233L60 229V227H58V226H55L54 228H53V232L55 233V235L52 237H50V238H48L49 240H47V243H48V249H50L52 252H53V254L59 259V261H60V263H58V262H56V261H54L53 259H51V260H53V261H50V260H46L44 257H43V255L42 254H40L39 252L43 249H41L39 252H38V248H36V250H33L32 249V247H30L31 245L30 244H28V246H27V249H26V239L24 240V238L26 237V234H23V236H22V239H20L19 238V236H20V224H21V222H20V219L22 218L19 214H18ZM115 212V211H114ZM237 212V211H236ZM235 212V213H236ZM48 213V212H47ZM53 213H55V212H53ZM68 213H69V211H68ZM77 213H79V211L77 212ZM85 213V212H84ZM91 213V212H90ZM89 213V216H91V214ZM96 213V212H95ZM137 213V212H136ZM135 213V214H136ZM165 213V212H164ZM174 213H175V211H174ZM194 213V212H193ZM1 214V213H0ZM46 214V213H45ZM125 214V213H124ZM158 214V213H157ZM238 214V213H237ZM241 214V213H240ZM41 215H43V214H41ZM87 215V214H86ZM94 215V214H93ZM110 215V214H109ZM109 215H107V216H109ZM116 215V214H115ZM131 215V214H130ZM159 218L157 219L158 220V222H159V224L161 225V226H163V225H165L166 224V222L164 223H161L162 221H163V219L162 218H160L161 217V214L159 213ZM162 215H164V214H162ZM175 215V214H174ZM98 216H100V215H98ZM111 217H112V215H110ZM2 216H0V218H1ZM96 217V216H95ZM103 217V216H102ZM156 217V216H155ZM239 217V216H238ZM72 218H73V216H72ZM86 218V217H85ZM108 218H110V217H108ZM114 218V217H113ZM115 218H116V216H115ZM152 218H154V217H152ZM218 218V217H217ZM79 219V218H78ZM118 219H120V218H118ZM137 219V218H136ZM135 219V220H136ZM188 219H190L191 221H188ZM219 219V218H218ZM238 219H241L240 217L238 218ZM1 220V219H0ZM100 220V219H99ZM105 220V219H104ZM117 220V219H116ZM138 220V219H137ZM222 220V219H221ZM2 221H4V219L3 220H1V222ZM79 221V220H78ZM106 221V220H105ZM115 221V220H114ZM134 221V220H133ZM152 222H153V220H151ZM240 221H242V220H240ZM112 222V221H111ZM71 223V222H70ZM79 223V222H78ZM105 223V222H104ZM129 223V222H128ZM143 224H145V222H142ZM149 223V222H148ZM246 223H247V221H246ZM246 223H244V224H246ZM15 224H18V225H15ZM81 224V223H80ZM117 224V223H116ZM131 224V223H130ZM222 224V223H221ZM237 224L238 225H240L238 222H237ZM256 224H258V223H256ZM30 225V224H29ZM106 225V224H105ZM109 225V224H108ZM119 225H120V227H121V230H122V232L124 231V227H123V223L122 224H120L119 223ZM209 225V226H208ZM26 226H28L27 224H26ZM63 226V225H62ZM104 226V225H103ZM110 226V225H109ZM141 227H142V225H140ZM155 226V225H154ZM247 226H248V223H247ZM74 227V226H73ZM77 227H79V226H77ZM102 227V226H101ZM100 227V229L102 230H106V229H104V227L103 228H101ZM236 227V226H235ZM62 228V227H61ZM80 228V227H79ZM78 228V230H80ZM85 228V227H84ZM88 228V227H87ZM92 228V229H91ZM143 228H145V227H143ZM12 230L13 231V233H14V235L15 236H13V238L12 239H9V240H7L6 239V232L7 231H9V230ZM73 229V228H72ZM153 229V228H152ZM164 229V228H163ZM245 229V228H244ZM29 230V229H28ZM85 230V229H84ZM162 230V229H161ZM195 230V229H194ZM216 230V231H217ZM222 230V229H221ZM236 231H238V227H237V229H235ZM241 230V229H240ZM251 230V229H250ZM37 231V230H36ZM82 231V230H81ZM145 231V230H144ZM151 231V230H150ZM223 231V230H222ZM231 231V230H230ZM34 232V231H33ZM75 232V231H74ZM105 232H107V231H105ZM219 232V231H218ZM231 232H234V231H231ZM241 232H242V230H241ZM240 232V233H241ZM244 232V231H243ZM81 233V232H80ZM108 233V232H107ZM109 233H111L110 231H109ZM147 233V232H146ZM215 233V232H214ZM225 233V232H224ZM230 233V232H229ZM247 233V232H246ZM87 234V233H86ZM147 234H149V233H147ZM140 235V234H139ZM141 235L142 236H139L140 238L141 237H144V236H146V235H144L143 236V233L141 232ZM230 235H232V234H230ZM237 235V234H236ZM72 236V235H71ZM77 236V235H76ZM84 236V235H83ZM82 236V237H83ZM114 236V235H113ZM254 236V235H253ZM260 236V235H259ZM73 237V236H72ZM71 237V238H72ZM148 237H150V236H148ZM152 237V236H151ZM165 237V236H164ZM230 237V236H229ZM34 238H36V237H34ZM75 238V237H74ZM153 238V237H152ZM30 239V238H29ZM86 239H88V237L86 238ZM113 239H115V238H113ZM203 239V238H202ZM249 239H251V238H249ZM248 239V240H249ZM76 240V239H75ZM132 240V239H131ZM161 240V239H160ZM204 240V239H203ZM255 240V239H254ZM148 241V240H147ZM205 241V240H204ZM207 241V240H206ZM27 242H28V240H27ZM59 242V243H58ZM146 242V241H145ZM162 242V241H161ZM241 242V241H240ZM253 242H258V241H253ZM37 243H39V242H37ZM147 243V242H146ZM228 243V242H227ZM244 244H242V245H245V242H243ZM259 243V242H258ZM40 244V243H39ZM133 244V242L132 243H130L129 244V246H131ZM229 244V243H228ZM231 244V243H230ZM257 244V243H256ZM30 245V246H29ZM247 245V244H246ZM261 245V244H260ZM40 246H41V244H40ZM117 246H118V244H117ZM116 246V247H117ZM133 246V245H132ZM42 247V246H41ZM40 247V248H41ZM134 247H135V245H134ZM158 247H159V245H158ZM162 247V246H161ZM174 247V245L173 246H171V248L170 249H174L173 248ZM243 247V246H242ZM260 247V246H259ZM233 248V247H232ZM248 248V247H247ZM251 248V247H250ZM255 248H256V246H255ZM182 251H179V252H175V251H173L174 253V256L175 257H177V256H179V255H181L182 257L181 258H179L177 261H172L173 262V264H189V262H190V260H192V253L193 252H191L187 247H186V244H185V241L183 240V238H182ZM144 250V249H143ZM242 250H244V248H242ZM247 250H250V249H247ZM256 250H257V248H256ZM260 250V249H259ZM45 251V250H44ZM44 251H41V252H44ZM234 251V250H233ZM172 252V250L171 251H168V253L170 254ZM164 253V252H163ZM236 253V252H235ZM246 253H247V255H249L248 254V252L246 251ZM254 253V252H253ZM259 253V252H258ZM46 255V254H45ZM51 255V254H50ZM236 256H237V254H235ZM258 255V254H257ZM260 255V254H259ZM125 257V258H124ZM135 257H137L136 259H135ZM233 257V258H232ZM238 258H239V256H237ZM122 258H124V259H126V262L125 263H123L122 262ZM195 258V257H194ZM247 258H249V257H247ZM92 259V260H91ZM131 259V260H130ZM219 259H220V257H219V255H218V253H216V258H215V261H219ZM240 259H243L242 257L240 258ZM234 260V259H233ZM232 261V260H231ZM243 261V260H242ZM154 262L156 263V264H161V263H159V261L158 260H154ZM166 262V261H165ZM220 262V261H219ZM218 262V263H219ZM230 262V261H229ZM227 263V262H226ZM245 263H248V262H246L245 261ZM249 263H250V261H249ZM248 263V264H249ZM166 264V263H165ZM169 264V263H168ZM205 264V263H204ZM231 264V263H230ZM232 264H234V263H232ZM238 264H240V263H238ZM252 264V263H251ZM257 264H264V253H262V257H260V260H258V262H257Z\"/></svg>",
    "mask_w": 264,
    "mask_h": 264
}]
</instances>
